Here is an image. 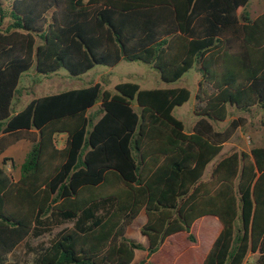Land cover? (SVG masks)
<instances>
[{
    "label": "trees",
    "instance_id": "obj_1",
    "mask_svg": "<svg viewBox=\"0 0 264 264\" xmlns=\"http://www.w3.org/2000/svg\"><path fill=\"white\" fill-rule=\"evenodd\" d=\"M247 2L10 0L5 8L0 1V25L8 21L0 29V156L5 137L36 134L17 180L4 168L9 159L0 161V264L44 234L26 264H130L135 250L145 251L137 263L145 264L173 235L194 243L191 227L203 217L215 218L219 231L199 264H243L247 254L264 264V147L231 152L202 180L242 126L235 119L215 132L206 118L223 122L228 108L264 111V9L251 20ZM120 60L150 65L166 84L198 66L190 134L171 114L189 99L185 88L118 83L111 94L96 83L9 113L31 64L37 74L78 77ZM95 104L96 119L87 114ZM140 211L145 247L124 236Z\"/></svg>",
    "mask_w": 264,
    "mask_h": 264
},
{
    "label": "rangeland",
    "instance_id": "obj_2",
    "mask_svg": "<svg viewBox=\"0 0 264 264\" xmlns=\"http://www.w3.org/2000/svg\"><path fill=\"white\" fill-rule=\"evenodd\" d=\"M2 7H7L10 0H0ZM264 7V0H248L244 11L249 19H253L260 12H262ZM7 19L3 20L0 29H3L7 25ZM199 75L197 72V65L193 64L191 69L187 71L179 80L173 83H163L159 80L156 70H154L150 65L142 64L140 62H126L120 60L114 67L105 68L102 66H94L85 74L78 77H70L68 74L59 69L54 73L47 75L37 74L34 72L33 65L29 69L19 76L16 92L10 103L9 113L13 115L20 110L34 98L57 94L60 92L86 88L93 85L99 81L102 90L108 91L111 94L114 93L113 87L118 83H135L142 90L151 89H166V88H185L189 91L190 97L186 103L181 106L175 107L172 110V116L179 120L187 132L190 131L191 126L198 119V116L194 115L192 111H195L197 105L196 101H193V97L197 88ZM95 116H98V106L94 108ZM234 119L242 120V127L238 132H236L230 142L233 146H225L220 154L214 158L205 168L203 176L209 174L211 166L215 163L219 157L226 152H232L234 150L248 149L250 147H264V112L261 110L251 109L246 112L230 113ZM229 120L223 123H216L214 125L215 130L222 132L228 127ZM262 124V125H261ZM243 134L244 139L239 140V134ZM29 136L20 133L15 137H5L4 140L7 144L6 151L0 157L9 159L6 161L5 170L12 180L18 177V167L20 161L22 162L25 151L28 150L30 146L27 142ZM62 137L56 138L57 145H62ZM249 141V142H248ZM237 146V147H236ZM12 164V166L10 165ZM143 214L138 216L132 224L128 227V233L131 239L139 241L140 235L138 230L135 228L136 223L143 219ZM204 219V221H202ZM207 220L212 221V228L214 232L217 230V222L211 217H205L196 221L192 228L191 233L194 236V243L191 245V249L188 251L183 250V246L180 242L181 236L185 242L186 235L183 233H178L170 237L173 247L171 251L173 258L170 257L168 253H163L162 257L158 258V264H185V253L197 254L198 256L204 254L210 238L206 239L205 235L207 233ZM134 223V224H133ZM71 223H65L59 227H53L50 234L57 232L59 229L64 227H69ZM49 239V235L44 234L39 238L28 237L24 243L16 247L14 252L9 255L6 264H26L32 259L31 250L37 245L46 243ZM143 242L142 240H140ZM177 252H179L177 254ZM173 259V261H172ZM255 259V255L247 254L243 264H252ZM138 259L136 260V262Z\"/></svg>",
    "mask_w": 264,
    "mask_h": 264
},
{
    "label": "crops",
    "instance_id": "obj_3",
    "mask_svg": "<svg viewBox=\"0 0 264 264\" xmlns=\"http://www.w3.org/2000/svg\"><path fill=\"white\" fill-rule=\"evenodd\" d=\"M263 9H264V7H263ZM263 11V10H262ZM259 14H261V12L259 13ZM258 14V15H259ZM257 15V16H258ZM257 16H255V17H257ZM254 17V18H255ZM253 18V19H254ZM252 20V19H251ZM157 72V71H156ZM197 72H198V66H197ZM157 74H158V72H157ZM198 75H199V72H198ZM159 78V77H158ZM200 82V75H199V79H198V83ZM198 83H197V88H196V91H195V94H194V97H195V95H196V93H197V89H198ZM96 84V83H95ZM97 84H99V81L97 82ZM100 85V84H99ZM115 86V85H114ZM100 90L101 91H105V90H102L101 89V86H100ZM202 90L206 93V94H208V93H210V90L208 89V88H206L205 86H202ZM189 92V91H188ZM193 97V101L195 100V98ZM96 106H98V104H95L91 109H89L88 111H87V114L88 115H90V116H92L93 118H95L96 119V117L97 116H95L94 115V113H95V111H93L94 110V108H96ZM134 107V106H133ZM135 108V107H134ZM251 109H256V110H260V109H258L257 107H252ZM251 109H249V111L251 110ZM228 116H227V118L223 121V122H225V121H227V120H229V122L230 121H232V120H235L234 119V117H232L231 115H230V113L232 112V113H238L239 114V112L240 111H235V110H233V109H231V108H228ZM262 111V110H261ZM248 112V111H247ZM264 112V111H263ZM192 113L194 114V115H196L195 114V111H192ZM99 115V114H98ZM206 120H207V122L210 124V126H211V128H212V130L213 131H215V132H220V131H217V130H215V128H214V125L216 124V123H223V122H217L216 120H213V119H207L206 118ZM196 122V121H195ZM183 125V124H182ZM262 125V124H261ZM193 126H194V124L191 126V128H190V131H186V130H184V127H183V130H184V133L185 134H190L191 132H192V128H193ZM262 126H264V125H262ZM242 127V126H241ZM241 127H239V128H237L234 132H233V134H232V136L236 133V132H238V130H240V128ZM35 133V132H34ZM33 133V131H31L30 133H25V132H23V134H25V135H27V136H29L28 138H27V142H29V144L31 145V141L33 140V141H35L36 140V134H34ZM239 134V140L240 141H242L243 139H244V136H243V134H241L240 132L238 133ZM232 136L226 141V142H224L223 144H222V149L225 147V146H233L234 147V145H232V143L230 142V140H231V138H232ZM60 137H62L63 138V136H58L57 137V139H59ZM63 140V139H62ZM249 142V141H248ZM7 147V146H6ZM57 147H61V146H59V145H57ZM237 147V146H236ZM29 148H30V146L28 147V150H29ZM251 148V147H250ZM250 148H248V149H240V148H237V149H239L238 151L237 150H234V151H232V152H240V151H243V152H248L249 151V149ZM221 149V150H222ZM27 150V151H28ZM6 151V149L4 150V152ZM27 151H25V154H26V152ZM4 152L1 154V156L0 157H2V155L4 154ZM221 152V151H220ZM231 152H226L225 154H223V155H221L220 157H219V159L218 160H216L215 161V163L216 162H218L221 158H223L224 156H227V155H229ZM220 154V153H219ZM218 154V155H219ZM217 155V156H218ZM25 156V155H24ZM22 158H24V157H22ZM216 158V157H215ZM1 161V160H0ZM23 161V160H22ZM22 162L20 161V164H21ZM215 163L211 166V169H212V167L215 165ZM20 164H19V166H20ZM208 165V164H207ZM207 167V166H206ZM205 167V168H206ZM211 169H210V171H211ZM205 170V169H204ZM18 171H19V167H18ZM210 171H209V174H210ZM204 172V171H203ZM209 174L208 175H206V176H204V177H202V180L203 181H205V180H207L208 178H209ZM203 176V175H202ZM18 177H19V173H18ZM18 177L15 179V180H17L18 179ZM15 180H13V181H15ZM143 214V216H144V213H143V211H140L139 213H138V215H137V217L138 216H140V215H142ZM136 217V218H137ZM135 218V219H136ZM203 218H205V217H203ZM211 218H213V217H211ZM134 219V220H135ZM200 219H202V218H200ZM199 219V220H200ZM215 221H216V219L215 218H213ZM133 220V221H134ZM132 221V222H133ZM144 221H145V216L143 217V219H141L139 222H138V224L136 223V225H135V228L138 230V232H139V229H140V227L142 226V224L144 223ZM198 221V220H197ZM202 221H204V219L202 220ZM132 222H131V224H132ZM196 222V221H195ZM194 222V223H195ZM217 222V221H216ZM193 223V224H194ZM130 224V225H131ZM134 224V223H133ZM129 225V226H130ZM217 225H218V223H217ZM129 226H127L126 228H125V232H124V236L127 238V239H130V240H133V239H131V237L129 236L130 234L128 233V227ZM193 226V225H192ZM207 226H208V228H207V233H206V235H205V238L206 239H208V238H210V242H209V244H208V247L206 248V251H207V249L209 248V246H210V244L212 243V241H213V239L215 238V236L217 235V233H218V231H219V225L217 226V230H216V232H214V229L212 228V221H210V220H207ZM192 228V227H191ZM192 231V230H191ZM184 234V233H183ZM140 235V234H139ZM174 236V235H173ZM140 240H142L143 242H141ZM140 240L139 241H136V240H133V241H135V242H138V243H140L143 247H145L146 246V240H145V238L142 236V235H140ZM180 242H181V244H182V246H183V250L184 251H188V250H190L192 247H191V245H192V243H190V242H185L184 240H183V237L181 236V240H180ZM172 247H173V244L171 243V240H170V237L169 238H167L164 242H163V244L161 245V247L159 248V250L155 253V254H153L149 259H148V262L147 263H145V264H158V258L159 257H162V255H163V253H168L169 255H170V257H171V255L172 254H174L173 252L174 251H171V249H172ZM206 251L204 252V254L206 253ZM179 252H177V254H178ZM12 254V253H11ZM10 254V255H11ZM204 254H200L199 256H198V258H199V260H197V262H196V264H199L200 262H201V259L203 258V256H204ZM145 255H146V253H145V251H143V250H135L134 251V253H133V259H132V261H131V263L130 264H137L139 261H142L143 259H145ZM197 255H198V253L197 254H193L192 255V253H185V256H183L184 258H185V264H189L192 260H195L194 258H196L197 257ZM252 255V254H251ZM9 257V256H8ZM138 259V261L136 262V260ZM172 261H173V259H172Z\"/></svg>",
    "mask_w": 264,
    "mask_h": 264
}]
</instances>
